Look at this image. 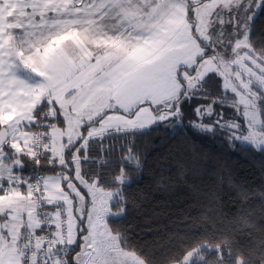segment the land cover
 Returning <instances> with one entry per match:
<instances>
[{"label":"crops","instance_id":"obj_1","mask_svg":"<svg viewBox=\"0 0 264 264\" xmlns=\"http://www.w3.org/2000/svg\"><path fill=\"white\" fill-rule=\"evenodd\" d=\"M190 1L196 2L0 0V121L10 130L14 151L10 157L4 154L1 168L10 175L20 173L18 153L31 151L35 110L43 101L59 119L49 129L45 151L60 166L66 165V153L82 137L86 124H92L86 135L92 137L167 119V112L155 111L172 106L183 89L181 78L194 80L196 72L188 70L206 62L189 19ZM72 126L79 139L68 143L65 137ZM50 180V191L73 206L70 230L74 248L78 246L73 264H96L94 257L104 263L97 245L114 237L103 228L104 217L96 218L99 202L88 208V229L80 238L79 218L90 198L86 189L70 178L67 166L52 173ZM21 190L15 185L7 194L10 212L18 209L15 219L23 210ZM93 192L98 197L100 189ZM11 223L0 229V264H19V245L10 239ZM101 251L116 260L114 264L119 254H126L121 248L117 255Z\"/></svg>","mask_w":264,"mask_h":264},{"label":"trees","instance_id":"obj_2","mask_svg":"<svg viewBox=\"0 0 264 264\" xmlns=\"http://www.w3.org/2000/svg\"><path fill=\"white\" fill-rule=\"evenodd\" d=\"M199 2H188L196 37ZM250 24L247 48L264 65V0ZM199 42L204 58L212 57L213 48ZM198 65L188 72L195 74ZM181 80L183 89L173 105L155 111L171 114L167 119L92 137L86 136L92 124H86L66 153L70 178L82 188L114 192L103 228L145 264H181L192 251L190 264H264V147L235 137L226 125L244 124L246 117L236 94L224 87L221 72H206L195 87ZM200 106L212 112L200 117ZM258 107L264 125V96ZM48 108L44 101L36 108L32 130L49 126L40 113ZM49 120L59 122L56 116ZM2 149L7 157L14 155L9 140ZM18 156L23 164L14 175L57 173L65 167L51 162L46 151L39 159L24 151ZM90 206L89 198L79 218L80 238L88 229Z\"/></svg>","mask_w":264,"mask_h":264},{"label":"rangeland","instance_id":"obj_3","mask_svg":"<svg viewBox=\"0 0 264 264\" xmlns=\"http://www.w3.org/2000/svg\"><path fill=\"white\" fill-rule=\"evenodd\" d=\"M201 0H196L199 2ZM262 0H206L199 2L194 7V19L196 21V32L200 39L206 43L207 47H212L215 52L212 57L208 56L206 62L199 65L194 80H187V84L195 87L199 82L201 76L210 72V70H217L224 76V87L227 91H232L236 94L238 104L241 105L244 116L246 117L245 123L231 122L228 125L230 131L235 137L243 139L244 141L251 142L257 146L264 147V125L260 116L258 100L259 97L264 96V65L257 59L252 57L248 42V32L251 20L260 8ZM246 47V49H244ZM205 50V49H204ZM185 73V77H187ZM261 99V98H260ZM204 108V109H203ZM42 112H49L47 109ZM212 112L211 107H199L198 113L200 117ZM55 117L51 112V117ZM171 117V114H169ZM42 117V115H41ZM51 117H46L49 126L46 131L49 134V129L53 122L49 120ZM44 118V117H42ZM76 126V124H74ZM85 126V125H84ZM207 126V125H206ZM213 126L210 124V129ZM42 129V128H40ZM39 130V129H37ZM37 130H32L34 133ZM75 127H71L69 132L66 133L68 143H73L79 139L76 137ZM47 150V149H46ZM31 155V151H28ZM4 150H0V165L4 160ZM0 169L3 170L0 166ZM6 172V170H3ZM7 173V172H6ZM9 174V173H8ZM10 175V174H9ZM65 177V175H64ZM78 173L76 171V178ZM62 179V180H61ZM58 181L64 182L65 178L61 177ZM68 179V178H67ZM66 179V181H67ZM78 180V179H77ZM53 180H48V184ZM88 190L91 203L99 202L96 206V218H103L109 213L110 202L114 192L104 191L100 189L98 197L95 196L93 190L83 186ZM10 198L7 194L0 193V229H6L14 219L15 215L10 212L11 207ZM71 204L74 203L72 200ZM73 206L71 205V208ZM104 219L100 221L103 223ZM98 226H95L97 229ZM102 229L101 227H99ZM101 231V230H98ZM113 235V239L103 238L99 241V257H104L103 261L99 263L97 258L94 257L96 264H114V259L104 256L105 252L101 250L108 249L113 255H117L120 250L118 246V236ZM106 252V255H109ZM195 251L186 255L181 264H190ZM118 264H145L134 253L127 252L125 255H118Z\"/></svg>","mask_w":264,"mask_h":264},{"label":"built area","instance_id":"obj_4","mask_svg":"<svg viewBox=\"0 0 264 264\" xmlns=\"http://www.w3.org/2000/svg\"><path fill=\"white\" fill-rule=\"evenodd\" d=\"M42 117H51L42 112ZM49 124V122H47ZM46 129L33 133L31 156L39 159L47 148ZM52 173L36 170L31 175H9L0 169V193L8 194L21 185L23 210L10 226V239L19 245V264H72L71 207L49 189ZM62 180V179H61ZM62 184V181H61ZM60 191L62 187L58 188ZM18 212V209H14ZM12 212V213H14Z\"/></svg>","mask_w":264,"mask_h":264},{"label":"water","instance_id":"obj_5","mask_svg":"<svg viewBox=\"0 0 264 264\" xmlns=\"http://www.w3.org/2000/svg\"><path fill=\"white\" fill-rule=\"evenodd\" d=\"M10 130L7 125L2 124L0 127V149L9 140Z\"/></svg>","mask_w":264,"mask_h":264}]
</instances>
